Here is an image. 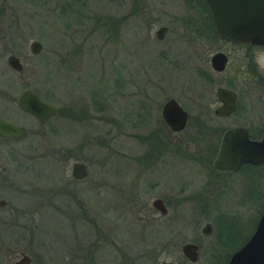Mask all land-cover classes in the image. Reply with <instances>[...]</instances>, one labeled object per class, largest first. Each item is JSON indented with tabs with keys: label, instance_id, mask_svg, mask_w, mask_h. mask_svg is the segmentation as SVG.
Wrapping results in <instances>:
<instances>
[{
	"label": "flooded vegetation",
	"instance_id": "obj_1",
	"mask_svg": "<svg viewBox=\"0 0 264 264\" xmlns=\"http://www.w3.org/2000/svg\"><path fill=\"white\" fill-rule=\"evenodd\" d=\"M3 1L0 0L1 27L4 10ZM22 1L29 3L31 1L32 3V10L27 14L29 18L26 16L32 29L35 27L32 21L33 13H35L37 6L41 5L39 3H42L41 6L47 13L43 22L48 25L54 35H57L56 37L60 38L55 41V45L48 44L49 55L52 54L55 66L59 70L65 73H73L77 69L78 48L88 43L92 37H95V40L91 42V47L93 49L97 47L95 41H97L100 23L97 11L93 6L88 5L87 0ZM74 1L78 3L77 7L72 6ZM172 1L174 0H160L161 3L170 4ZM137 2L138 0H135V3ZM140 2L142 15L145 5L142 4L141 0ZM179 2L184 11L182 16L185 20V26L183 24L185 29L182 31L185 34H182V37L185 42L191 44L190 51L193 50V56L184 57L178 51L175 53V45L167 48H156V53L158 59L170 69L177 72L190 69L188 74H190L191 79L197 78L198 81L206 85H216L217 83L214 89L217 104L212 109L208 108L207 103L203 104L199 101L203 98V94L200 93L202 91L198 94L191 92V97L185 96L187 102L181 96H178L179 99L173 95L162 96L161 100L156 99V95L161 94V90L166 88H163L160 82L146 77V86L139 87V94H133V99L130 98V88H127L126 96L128 98L123 109V115L117 117L111 105V97L115 96L116 90L111 86L104 89L100 85L99 76L87 86L85 92L82 89H62L64 93L59 106L51 102V97L54 95L52 89L44 88L38 92L37 87L39 86L32 84L34 79L31 81V78H28L27 82L25 78L12 79L13 83H7L4 81V77L0 76V119L26 130V133L20 136L0 134V262L8 258L11 260V264H15L21 259L26 260V264H30L33 257L38 261L42 254L37 246L41 245L42 241L36 237V231L45 230L43 222L48 215L54 213L58 215L72 234V240L66 239L62 242V248L59 251L62 264H113L114 243L105 237V233L102 235V229L95 215L97 210L94 209V198L104 196L105 187L111 191L115 189V172L113 169H107L106 165L110 160L109 155L114 156L119 153L113 145L115 144V130L120 128L124 129L125 135L135 138L142 147L139 156L125 153L127 158H124L133 164L130 171L135 169V175H139L137 172L140 174L149 172L155 166L158 167L159 164L168 160L173 163L175 158L192 164L195 174L202 172L199 177L202 182L196 189H191V182H187L188 180L184 177L176 184L165 182L173 188L178 187L174 194L168 193L153 197L150 202L151 208L161 216L167 214L168 207L173 209V213L166 222L170 233L167 237H162L163 235L160 237L157 234L154 237H152L153 235L149 237L150 241L143 245V252L137 257L139 260L151 264L163 253L164 259L160 261V264H226L230 256L249 238L256 222L242 241L235 246L231 244L229 248L227 243L231 238L222 237L221 232V230L228 228L225 222H223L221 230L215 228L213 217H210V221H205L200 227L189 223L187 225L190 228L185 229L191 230L189 231L191 237L185 239L178 237L180 235L179 230L184 227L178 226L179 224L176 226L172 224V221L179 217L180 210L186 213L187 208L197 213L199 211L210 213L212 209L217 211L221 209V212L226 213L225 209L218 204V192L222 193L228 189L231 179L240 172L249 178H254V180L257 177L258 181L264 184V161L259 163L243 161L232 170H218L212 165L225 131L240 127L246 131L249 139H257L264 130V121L261 124H257V120L256 123L253 121L248 123L244 118L240 119L237 116L241 109L243 110V103L242 93L234 86L237 80L236 74L235 76L234 74L222 76L221 79L213 78L214 74L219 75L225 71L230 58L223 46L231 44L244 48L240 57L241 69L244 68L245 73L253 77L248 81L249 87L258 90L255 98L257 101L250 102L252 108L257 103L264 105V77L258 72L259 67L256 61L260 51L264 50V45L233 42L219 37L214 32L210 12L204 0H179ZM136 6V4H133V7L129 6L128 11L122 17H108L106 25H108L113 40L114 37L116 38L117 32L125 27L121 25V22H125L132 13L137 12ZM67 12L72 14L79 12V15L70 21L65 17ZM141 17L143 21L147 22L148 15ZM18 18L19 16L15 17V20H19ZM15 20L13 22H16ZM151 20L154 23L161 21L157 15ZM24 23H27L25 17ZM29 23L27 24L29 25ZM161 27L162 30H159ZM145 29L146 35H143V38L147 41L149 31L147 28ZM167 29V24L159 22L152 31V38L155 41H163ZM95 33L96 35L93 36ZM7 36L5 37L3 30H0V56L8 50L5 58L6 64L11 70L20 73L24 70V59L26 57L34 58L38 55L42 50V44L36 38L31 39L27 43L29 54L25 55L23 37L12 30H8ZM32 41L39 42L38 52L34 53L30 50ZM172 42L176 43L177 41L172 39ZM214 43L216 44L211 45ZM212 47H216V49L208 56L209 66L205 67L198 62L195 63L196 59L203 61V53ZM215 52H221L225 56L221 70H216L211 65V56ZM8 57L14 58L19 68L13 67L9 63ZM187 60H189L188 64H186ZM241 69L236 66V73L243 74ZM128 80L130 79L128 78ZM79 81L82 82L80 78H76V82ZM130 84L131 80L129 86ZM150 87H154L155 91L151 92ZM218 87L228 88L235 93L234 109L224 115L216 112L217 107L221 104L216 95ZM24 89L33 92L42 102L55 107V112L47 115L40 122L33 114L20 108L17 105V98ZM15 90L16 93H14ZM173 92L175 93V90ZM194 96L198 98V101L194 99ZM169 100H173L185 112L184 124L179 129H172L163 118L162 109ZM9 105H12L24 117L5 115L4 109ZM213 117L223 120L229 118L232 119V123L228 125L212 124ZM237 120H242L243 123ZM57 132L61 133L62 136V142L59 146L51 139V135H55ZM32 135L37 138L33 140L30 138ZM26 139L27 143L21 142ZM92 147L96 152H99L100 148L105 149L107 157L99 158L94 154H85L84 149H92ZM53 155L57 157L54 159L59 163V167L54 168L58 174L54 180H51ZM79 163L84 165L83 174L81 177L75 178L71 172L72 167ZM105 172L111 178L108 183L101 177V174L103 175ZM23 173L26 175L29 173V176H24ZM259 190L253 188L252 191L248 192H258ZM88 198L92 199L89 200ZM155 199H160L165 208L163 213L153 205ZM190 201L197 203L193 205ZM146 224L143 223V225ZM205 224H208L206 231L203 230ZM79 225L81 227L87 225L84 238L73 236L76 235L75 228ZM154 229L159 230L158 227ZM160 231L162 234L161 228L159 233ZM100 235L103 236L102 239H100ZM39 241L40 244L37 245L36 243ZM20 243H23L22 247H19ZM185 243L191 244L189 254L183 252L182 245ZM104 245L108 247L110 253L107 263L100 259ZM44 251L45 247H42V252ZM48 254L52 256V253L48 252ZM18 264H22V262Z\"/></svg>",
	"mask_w": 264,
	"mask_h": 264
},
{
	"label": "rangeland",
	"instance_id": "obj_2",
	"mask_svg": "<svg viewBox=\"0 0 264 264\" xmlns=\"http://www.w3.org/2000/svg\"><path fill=\"white\" fill-rule=\"evenodd\" d=\"M87 1L88 5L91 7L93 6L97 11L96 13L100 18L98 33L96 32L97 41H95L97 47L96 49L91 47V42L95 40V37H92L88 43L79 47L77 69L73 73H65L55 66L54 59L51 56L52 54L49 55L48 52V44L55 45V41L60 38L56 37L57 35H54L48 25L43 22L47 13H45L43 6H41L42 3H39L41 5L37 6L35 13H33L34 17L32 21L35 27L32 29L28 21L29 15H27L32 10L31 1L29 3L28 1L21 2V0H4L2 27L0 25V30H3L4 36L8 37V30L19 33V36L23 37V52L25 55L29 54L27 43L31 39L36 38L42 44V50L38 55L34 56V58L26 57L24 59V70L20 73L8 67L5 61L8 50L5 51L4 54L0 56V76L4 77V81L13 83L12 79L25 78L26 82L28 78H31V81L34 79L32 84L33 86H39L37 87L38 92H41L44 88L52 89L54 95L51 97V102L59 106L62 102L63 90H65V88H73L75 90L82 89L83 92H85L87 86L99 76L100 85H102L104 89L111 86L116 90L115 96L111 97V105L117 117L123 115V109L128 98L126 96L127 88H130V98L133 99V94H139L138 88L146 86V77L160 82V85L167 89L161 90V94L158 93L156 99L161 100L162 96L173 95L175 97L181 96V98L187 102L188 100L185 96L189 95V97H191V92H196L198 94L202 91L200 93L204 96L202 95L203 98L199 100L201 103H207L209 109H212L217 104L214 94L217 83L216 85H206L198 81L197 78L191 79L190 74H188L190 69L177 72L167 67L164 62L158 59L156 48H167L169 46L173 47L174 45L175 53L178 51L184 57L187 55L193 56V50L192 52L190 51L191 44L185 42L182 37V34H185L182 33L185 29V20L183 19L184 16H182L184 11L182 10L179 0L176 2L174 0L171 4L161 3L160 0H155L154 2L152 0H141L142 4L145 5L142 15H148L147 22L143 21L141 17L140 0H138L137 3H135V0ZM92 3L93 5H91ZM77 4L78 3L74 1L72 6L77 7ZM133 4L137 5V12L132 13L125 22H121V25L125 27L117 32L116 38L114 37L113 40L107 27L108 25H106V21L109 19L108 17H122V15L128 11L129 6L133 7ZM76 15H79V12H73V14L71 12L65 13V17L70 21L75 19L77 17ZM156 15L160 18V23L168 25L163 41H155L154 38H152V31L157 24H159V22L154 23L151 20V18ZM18 16L19 20H15V17ZM24 17L29 25L24 23ZM13 20L16 22H13ZM145 25L146 27H144ZM145 28L149 31L147 41L143 38V35H146ZM61 29L63 30V28ZM96 33L93 34V36L96 35ZM172 39L177 42H172ZM215 44L216 43L211 45ZM223 48L230 55L227 67L224 72L219 75L214 74V77H212L221 79L220 77L222 76L232 74L235 76L236 74L237 80L234 86L242 93L241 97L243 103V110L241 109L237 116L240 119L244 118L248 123L249 121L256 123L257 120V124H261L264 121V105L262 103H257L251 108L250 102L257 101L255 98L258 90L249 87L248 81L253 77L246 74L244 68L241 69L240 65V57L243 54L244 48L231 44H225ZM215 49L216 47H212L209 50L207 49L203 53V61L194 59L195 63L198 62V64L205 67L209 66L208 56ZM260 52L258 58L256 57V61L259 67L258 72L264 77V50ZM188 62L189 60L186 61V64H188ZM236 66L240 67L243 74L236 73ZM243 75L244 77H242ZM76 78H80L82 82H76ZM128 78L131 80L130 86V80H128ZM6 82L4 83L6 84ZM149 90L151 92L155 91L154 87H150ZM171 90H175V93ZM14 93H16V90ZM194 99L198 101V98H195V96ZM4 114L11 117H24V115L18 112L12 105H9L7 108L5 107ZM231 120L232 119L229 118L223 120L213 117L212 124L228 125L232 123ZM237 121L243 123L242 120ZM59 132L55 135H51L52 141L57 146L61 145L62 142V136ZM114 137L115 144L113 146H115V149L119 153L114 156L109 155L108 158H110V160L106 168L113 169L115 172V189L111 191L109 188L105 187L104 196H97L94 198V209L97 210L95 215L102 229V235L105 233V237L111 239L112 243H114L113 247L115 251L111 250L114 258L113 264H147V262L137 258L143 252V245L150 241L149 237L152 235V237H154L155 234L160 237L162 235V237L168 236L170 230L167 228L166 222L173 213V209L168 207L167 214L161 216L156 210L151 208V200L155 196H163L168 193L174 194V191H176L178 187L175 186L176 188H173V186L171 187L166 183L176 184L183 180L184 177L188 180L187 182H191V189H196L202 182L199 180L202 172L201 174H195L192 164L175 158L173 163L168 160L159 164L158 167L155 166L154 169L149 172H144L142 174L137 172L139 175H135V169L130 171V169L133 168V164L124 157H126L125 153H129L132 156H136L137 154V156H139L140 151H142L141 145L138 144L135 138L125 135L124 129L121 128L115 130ZM30 138L34 140V138L37 137L32 135ZM21 142L27 143L28 141L26 139ZM84 152H86L85 154H94V156L96 155V157L99 158L107 157L106 150L102 148L99 149V152H96L93 147L92 149L85 148ZM52 157L51 180H54L58 174L54 168H58L59 163L54 159L57 158L55 155ZM22 175L29 176V173L28 175H26V173ZM193 175L194 177L192 178ZM101 177L104 178L106 183L111 179L107 172L103 175L101 174ZM157 182L158 184H156ZM229 185L228 189L224 192H218L219 197L217 198L218 204L221 208L225 209L224 211H226V213L223 211L221 212V209L218 211L212 209L210 213L200 211L197 213L188 208L186 209V213L180 210L178 213L179 217L172 221L173 225L176 226L179 224L178 226L184 227L179 230V238L185 239L191 237L189 234L191 230L185 229L190 228L187 224L193 223L194 226L200 227L205 221H210V217H213L215 228L218 230H221L223 222L227 224L228 228L226 230H221V232L222 237L231 238L227 243L228 248L231 244L235 246L249 234L260 212L264 208V184H261L257 177L254 180V178H249L240 172L231 179ZM253 188H258L260 190L258 192H248L252 191ZM107 194L112 196L109 197ZM88 199L90 200L92 198ZM191 203L194 205L197 202L194 201ZM104 210H106V212H104ZM191 211H193V213H190ZM143 223L147 224L143 225ZM43 225L45 230L40 231L39 229L36 231V237L42 241L41 245L43 246H37L42 255L38 258V261L33 257L30 264H62L63 261L59 251L62 248L63 241L66 239L72 240L70 229L62 222L58 215L54 213L46 217ZM86 226L87 225H83L82 227L80 225L77 226L75 228L77 233L73 236L84 238L87 232ZM157 227L159 230L160 228L162 229V234L161 231L159 233L158 229H154ZM187 234L189 235L186 236ZM102 237L103 236L100 235V239H102ZM38 243L40 244V241L36 244L38 245ZM22 246L23 243H20L19 247ZM42 247H45L46 252H42ZM48 252L52 253V256L49 255ZM108 257H110V253L108 247L104 245L102 247L100 259L105 260L107 263ZM162 259H164L163 253L151 264H160ZM42 261L43 263H41ZM215 262L217 263L216 260ZM0 264H11V260L7 258L5 261H1Z\"/></svg>",
	"mask_w": 264,
	"mask_h": 264
},
{
	"label": "water",
	"instance_id": "obj_3",
	"mask_svg": "<svg viewBox=\"0 0 264 264\" xmlns=\"http://www.w3.org/2000/svg\"><path fill=\"white\" fill-rule=\"evenodd\" d=\"M204 2L210 12L214 32L219 37L233 42L264 45V0H204ZM159 30H162V27ZM39 48V42L30 43L32 52H38ZM8 61L13 67L19 68L14 58L8 57ZM224 62L225 56L221 52L212 54L211 65L214 69L221 70ZM216 95L221 102L216 109L218 114L224 115L234 109L235 93L232 90L218 87ZM17 105L33 114L40 122L55 112V107L42 102L28 89L19 94ZM162 113L164 120L172 129L183 126L185 112L173 100L164 104ZM25 133V129L0 119V134L20 136ZM243 161L251 163L264 161V130L257 139H249L246 131L240 127L231 128L223 133L218 152L212 162L213 167L218 170H232ZM83 167L82 163L74 164L71 171L73 177H81ZM153 205L161 213L165 211L160 199H155ZM207 229L208 224H205L203 230ZM190 246L188 243L182 245L185 254H189ZM19 262L27 263L23 259ZM226 264H264V209L259 214L249 238L230 256Z\"/></svg>",
	"mask_w": 264,
	"mask_h": 264
}]
</instances>
